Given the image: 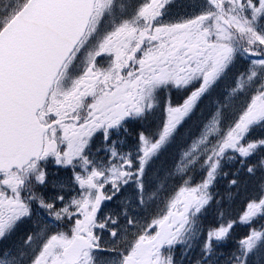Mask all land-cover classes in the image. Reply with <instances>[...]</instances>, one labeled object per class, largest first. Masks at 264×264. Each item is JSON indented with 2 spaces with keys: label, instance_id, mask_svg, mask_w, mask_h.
Segmentation results:
<instances>
[{
  "label": "snow or ice",
  "instance_id": "6c2138e0",
  "mask_svg": "<svg viewBox=\"0 0 264 264\" xmlns=\"http://www.w3.org/2000/svg\"><path fill=\"white\" fill-rule=\"evenodd\" d=\"M0 264H264V0H0Z\"/></svg>",
  "mask_w": 264,
  "mask_h": 264
}]
</instances>
